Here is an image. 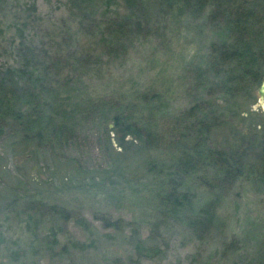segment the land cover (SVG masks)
I'll use <instances>...</instances> for the list:
<instances>
[{
  "label": "rangeland",
  "instance_id": "rangeland-1",
  "mask_svg": "<svg viewBox=\"0 0 264 264\" xmlns=\"http://www.w3.org/2000/svg\"><path fill=\"white\" fill-rule=\"evenodd\" d=\"M110 14L80 26L67 0H0V78L7 67L26 60L37 64L38 72L48 64L51 74L44 82L55 92L51 103L68 109L93 97L139 104L140 92L159 93V127L192 126V137L195 117L182 113L198 103L201 112L220 117L212 145L245 153L244 175L220 204V221L209 240L200 245L185 225L157 226L147 167L153 157L170 159L165 150L117 153L116 147L108 154L100 145L106 133L93 123L81 127L89 140L80 151H52L24 139L13 120H0V264H253L264 252V101L258 88L232 96L213 93L208 67L221 34L189 17L155 23V33L137 39L125 57L105 55L89 68L78 67L74 59L81 53L93 60L102 54V29H94ZM196 72L205 75L198 79ZM1 87L5 84L4 92ZM11 99L15 107L34 104ZM107 123L114 136V123ZM202 176L203 171L193 175L186 185L198 202L208 193ZM32 203L45 211L24 210ZM52 206L68 209L72 217L47 213ZM120 217L129 225L109 226L107 219Z\"/></svg>",
  "mask_w": 264,
  "mask_h": 264
},
{
  "label": "trees",
  "instance_id": "trees-1",
  "mask_svg": "<svg viewBox=\"0 0 264 264\" xmlns=\"http://www.w3.org/2000/svg\"><path fill=\"white\" fill-rule=\"evenodd\" d=\"M120 1L122 7L118 6ZM67 6L80 26L86 22L91 25L93 19L111 13L103 24H95L94 32L102 29L103 35L98 42L102 54L93 60L94 55L81 53L74 59V62L78 61V67L89 68L105 55L125 57L137 39L155 33V23H165L170 17H189L203 19L221 34L208 67L214 77L210 81L213 93L228 96L239 90L249 93L259 88L264 79V0H67ZM86 32L94 33L90 29ZM50 67L46 64L44 72H38V65L26 60L20 66H10L2 72L0 85L6 87H1L5 88L4 92L0 89V120H13L24 139L36 142L38 148L52 151H80L89 140L82 137L81 127L93 123H98L106 133L100 145L108 154L112 155L116 147L120 148L117 153L134 148L161 151L162 154V149L165 150L170 159L153 157L147 167L154 186L153 201L157 202L154 207L159 220L157 226L173 221L187 226L200 245L207 242L220 221V204L244 175V152L235 148L222 149L211 143L219 126L217 112H201L198 103L186 109L182 117H195L194 125L198 127L197 136L192 137V126L181 131L177 127L167 131L159 127L162 107L155 102L156 98L159 102V93L140 92L139 104L109 96L93 97L76 101L68 109L51 103L55 92L45 84L51 74ZM63 67L57 71L60 73ZM196 75L199 79L205 74L196 72ZM199 83L202 84V80ZM12 95L35 105L23 103L15 107ZM44 106L51 108L46 111ZM108 120L114 123V136L108 132ZM73 156L71 160L78 162V156ZM201 171L204 177L201 180L208 193L206 201L198 202L196 193L186 185ZM29 208L24 210L45 211L38 203H32ZM45 209L47 213L60 214L66 219L72 217L71 211L64 207ZM107 221L109 226L124 228L129 225L122 217ZM139 239L140 248L144 240ZM253 264H264V252Z\"/></svg>",
  "mask_w": 264,
  "mask_h": 264
},
{
  "label": "water",
  "instance_id": "water-1",
  "mask_svg": "<svg viewBox=\"0 0 264 264\" xmlns=\"http://www.w3.org/2000/svg\"><path fill=\"white\" fill-rule=\"evenodd\" d=\"M259 95H260V99L264 101V79L261 82L259 89H258ZM261 103L263 104V102L261 101Z\"/></svg>",
  "mask_w": 264,
  "mask_h": 264
},
{
  "label": "flooded vegetation",
  "instance_id": "flooded-vegetation-1",
  "mask_svg": "<svg viewBox=\"0 0 264 264\" xmlns=\"http://www.w3.org/2000/svg\"><path fill=\"white\" fill-rule=\"evenodd\" d=\"M259 89V88H258Z\"/></svg>",
  "mask_w": 264,
  "mask_h": 264
}]
</instances>
